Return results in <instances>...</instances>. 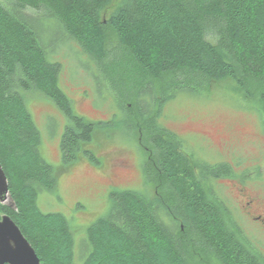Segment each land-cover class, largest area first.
<instances>
[{
	"label": "trees",
	"instance_id": "obj_1",
	"mask_svg": "<svg viewBox=\"0 0 264 264\" xmlns=\"http://www.w3.org/2000/svg\"><path fill=\"white\" fill-rule=\"evenodd\" d=\"M111 2L0 0V165L8 184L0 218L10 217L40 264H264L211 192L209 181L229 176V166L196 161L157 123L178 93L229 82L255 105L264 133V0H120L103 18ZM49 31L59 49L91 62L93 79L101 71L132 103L120 106L146 139L142 171L154 189L151 197L112 189L108 212L79 244L62 214L37 207L57 178L23 94H42L63 115L64 167L81 155L95 162L87 146L102 124L79 115L60 87Z\"/></svg>",
	"mask_w": 264,
	"mask_h": 264
},
{
	"label": "rangeland",
	"instance_id": "obj_2",
	"mask_svg": "<svg viewBox=\"0 0 264 264\" xmlns=\"http://www.w3.org/2000/svg\"><path fill=\"white\" fill-rule=\"evenodd\" d=\"M119 2L112 0L102 17H108ZM45 44L50 57L62 65L59 84L75 111L90 122L102 124L87 146L95 162L81 155L64 167L59 152L65 124L63 115L42 94L36 91L23 94L41 135L40 152L52 165L57 178L54 192L38 194L37 207L43 213L62 214L79 244L85 237L86 227L108 212L112 189L153 195L154 189L147 185L142 171L147 159L144 150L147 142L137 134L133 120L120 106L132 103L124 101L121 96L124 91L119 87L117 90L110 83L111 78L98 70L99 81L93 79L96 69L93 70L91 62L73 55L69 49H59L56 33L46 32ZM230 85L229 82L213 83L193 93H178L160 107L157 123L176 136L183 151L196 161L229 166V176L209 181L211 192L225 207L230 223L264 257V226L245 216L238 193V189H243L264 200V133L255 105L233 92ZM140 105L143 108L145 103ZM137 137L142 140L141 146ZM205 178L208 180V176Z\"/></svg>",
	"mask_w": 264,
	"mask_h": 264
},
{
	"label": "water",
	"instance_id": "obj_3",
	"mask_svg": "<svg viewBox=\"0 0 264 264\" xmlns=\"http://www.w3.org/2000/svg\"><path fill=\"white\" fill-rule=\"evenodd\" d=\"M7 198V179L0 165V204ZM0 264H40L29 242L7 215L0 218Z\"/></svg>",
	"mask_w": 264,
	"mask_h": 264
},
{
	"label": "flooded vegetation",
	"instance_id": "obj_4",
	"mask_svg": "<svg viewBox=\"0 0 264 264\" xmlns=\"http://www.w3.org/2000/svg\"><path fill=\"white\" fill-rule=\"evenodd\" d=\"M238 193L239 205L245 216L264 226V200L258 198L256 194L245 193L243 189H238Z\"/></svg>",
	"mask_w": 264,
	"mask_h": 264
}]
</instances>
